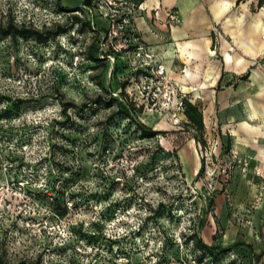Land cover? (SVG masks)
I'll return each instance as SVG.
<instances>
[{"label": "rangeland", "instance_id": "1", "mask_svg": "<svg viewBox=\"0 0 264 264\" xmlns=\"http://www.w3.org/2000/svg\"><path fill=\"white\" fill-rule=\"evenodd\" d=\"M57 1L0 0V25L67 30L44 42L0 35V260L264 264V172L254 174L264 164L246 168L236 149L227 159L233 148L190 111L187 93L165 85L123 10L106 17L107 0H94L90 20L108 19L94 31L84 11L75 24L83 0H61L68 12ZM193 139L206 156L197 176L182 152ZM55 191L67 206L59 216ZM196 233L216 251L239 245L199 262Z\"/></svg>", "mask_w": 264, "mask_h": 264}, {"label": "crops", "instance_id": "2", "mask_svg": "<svg viewBox=\"0 0 264 264\" xmlns=\"http://www.w3.org/2000/svg\"><path fill=\"white\" fill-rule=\"evenodd\" d=\"M171 13L179 22L169 20ZM94 23L99 30L108 19ZM134 25L170 81L191 98L190 111L204 112L205 125L218 129V143L264 164V1L142 0ZM182 152L197 176L195 139Z\"/></svg>", "mask_w": 264, "mask_h": 264}, {"label": "trees", "instance_id": "3", "mask_svg": "<svg viewBox=\"0 0 264 264\" xmlns=\"http://www.w3.org/2000/svg\"><path fill=\"white\" fill-rule=\"evenodd\" d=\"M93 1L94 0H83V3H81V5L78 7L77 10V16H74V20H75V24L79 25L80 22L82 21V19L80 18L81 16V12L84 11L86 13V16H87V23L93 28L94 31H99L95 28V23L93 22V20H90L89 18V15L87 14V12L84 10L86 9L85 7H92L93 6ZM135 5L136 6H139V4L141 3L142 0H133ZM264 0H260V4L263 2ZM57 5L59 6V8L62 10V11H71V10H68V8H65L63 6H61V0H58L57 1ZM79 15V16H78ZM124 15V18L122 20V22L120 23H123L124 25V21H127V25H125V28H126V31L129 35H132V37L134 39H136V41H138V47L141 46L143 49H147L146 46L143 44V42L140 40V35L138 34L137 30L135 29V25H134V20H131L132 19V15L131 14H128V13H123ZM107 29V31H109L108 28H105ZM67 30H65V28L63 26H60L59 24L56 25L55 28L53 29H44V30H36V29H32V28H28L26 25L24 24H20L18 25L17 23H15L13 20H11L10 22L7 23V25L3 26V25H0V35L2 36H11V37H26V38H33L35 39L37 42H44L46 41L47 39H50L52 38L53 36H56V35H60V34H63V33H66ZM140 44V45H139ZM137 47V46H135ZM92 59L94 61H100L98 58L96 57H92ZM106 68V65L104 66ZM98 86L102 89V90H105V86L103 84V82L100 80L98 82ZM111 99H114V98H111ZM115 101V100H113ZM96 103H102L101 100H97ZM119 104V108H120V115L128 118V119H131V115H132V112H131V107L130 105L128 104H123L122 102H118ZM88 103H85L83 105V107H87ZM74 104L73 103H65L63 105V108H62V113L64 115H66V118H69V115H68V109L70 108H74ZM139 125H142L139 123ZM153 133H157V132H153ZM199 139V138H198ZM203 162L205 163L206 162V156L204 155L203 156V161H202V167L198 173V175H201L204 171V164ZM58 192L55 191L54 193V196H52L50 199L52 200L53 204L54 205V209L56 211V213L59 215H63L66 213L67 211V206L65 204H62L61 200H60V197L57 196ZM195 244L196 248L201 252V257L199 258V262L202 261L203 259V256L207 255V254H215V251L217 250L216 248H213V246L207 244L205 242V240L201 237L200 234H191V236L189 237ZM237 245L239 244H233L232 246L228 247V248H224L222 250H219V251H216L217 253L221 252H226V251H230L233 247H236ZM0 264H5L4 262H2L0 260Z\"/></svg>", "mask_w": 264, "mask_h": 264}, {"label": "built area", "instance_id": "4", "mask_svg": "<svg viewBox=\"0 0 264 264\" xmlns=\"http://www.w3.org/2000/svg\"><path fill=\"white\" fill-rule=\"evenodd\" d=\"M106 8L108 9V12L105 13V16H111L113 13H116L117 11H119V9L123 10V13H128V14H133L135 12V9L138 7L135 5L133 0H119V2L115 1V0H107L106 3ZM87 10L92 12L91 7H85ZM169 20L172 22H179V17L176 13H171L168 16ZM125 23H127V21H124V26L126 25ZM264 39V35L262 37ZM157 72L159 73V75L161 76V78L164 80V83L166 86H169V77L166 74V71L163 67V65H159L157 68ZM226 157L227 159H229L230 161H235L236 159H238L240 156L238 155V152L231 150L230 152L226 153ZM244 163H245V167L247 168L250 163H251V159L248 156H245V158L243 159ZM263 169L261 168H255L254 174L258 177L263 175Z\"/></svg>", "mask_w": 264, "mask_h": 264}]
</instances>
